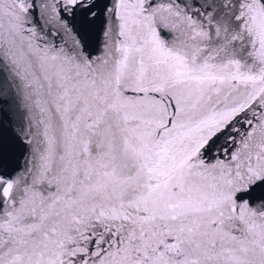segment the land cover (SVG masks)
I'll return each mask as SVG.
<instances>
[{
  "label": "snow or ice",
  "instance_id": "6c2138e0",
  "mask_svg": "<svg viewBox=\"0 0 264 264\" xmlns=\"http://www.w3.org/2000/svg\"><path fill=\"white\" fill-rule=\"evenodd\" d=\"M0 264H264V0H0Z\"/></svg>",
  "mask_w": 264,
  "mask_h": 264
}]
</instances>
